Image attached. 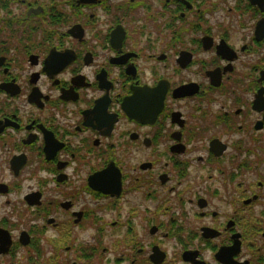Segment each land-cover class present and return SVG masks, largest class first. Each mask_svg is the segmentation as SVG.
Listing matches in <instances>:
<instances>
[{
    "label": "flooded vegetation",
    "instance_id": "flooded-vegetation-1",
    "mask_svg": "<svg viewBox=\"0 0 264 264\" xmlns=\"http://www.w3.org/2000/svg\"><path fill=\"white\" fill-rule=\"evenodd\" d=\"M0 162V264H264V0H0Z\"/></svg>",
    "mask_w": 264,
    "mask_h": 264
},
{
    "label": "rangeland",
    "instance_id": "rangeland-1",
    "mask_svg": "<svg viewBox=\"0 0 264 264\" xmlns=\"http://www.w3.org/2000/svg\"><path fill=\"white\" fill-rule=\"evenodd\" d=\"M30 175H31V172L25 171L22 178H21V181L24 183L23 192L28 191L31 186L34 187L32 181L30 180ZM39 175H41V174H39ZM0 177L2 178V180L3 179L9 180V178H10V175L8 174L7 169H4L3 162H0ZM9 199L14 201V200H17L18 197H17V195H12L9 197ZM17 208L22 214L21 217L17 218L15 215L12 217H13V219H17L18 223L20 225L25 224V226H27L28 224H32L34 222V219L31 215V213L29 212V210H27L25 207L23 208V207L19 206V204H17V203L13 202V205L8 207L7 210L11 211V209H17ZM21 227H23V226H20L19 229ZM53 233H54L53 231H49V233L43 237L44 239L41 241L40 246H46L45 244L47 243V241H48V243L50 242L49 240H51L50 237L53 235ZM75 233L77 235V240L82 241L84 243L86 241H89V243H90V241H92V238L98 237V235L96 233V227L93 226L91 223L88 224V226L85 227L84 229H77ZM50 234H51V236L49 237ZM115 236H116V234L109 232L107 234L106 239H105V246H109V244L112 242V240L115 238ZM116 238H117V236H116ZM45 254H46V252L44 251V256H45Z\"/></svg>",
    "mask_w": 264,
    "mask_h": 264
},
{
    "label": "water",
    "instance_id": "water-1",
    "mask_svg": "<svg viewBox=\"0 0 264 264\" xmlns=\"http://www.w3.org/2000/svg\"><path fill=\"white\" fill-rule=\"evenodd\" d=\"M183 89L185 90V89H188V87H182L181 89H177V90H175V92L176 93H183ZM28 241H26V242H24V244H26ZM4 244H5V246H9V244H10V240L8 239V240H6V242H4Z\"/></svg>",
    "mask_w": 264,
    "mask_h": 264
}]
</instances>
